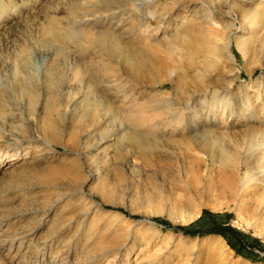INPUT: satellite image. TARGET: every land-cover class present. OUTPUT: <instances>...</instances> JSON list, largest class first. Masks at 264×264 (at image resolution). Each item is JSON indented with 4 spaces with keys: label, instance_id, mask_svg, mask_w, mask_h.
Segmentation results:
<instances>
[{
    "label": "rangeland",
    "instance_id": "374dc122",
    "mask_svg": "<svg viewBox=\"0 0 264 264\" xmlns=\"http://www.w3.org/2000/svg\"><path fill=\"white\" fill-rule=\"evenodd\" d=\"M6 4L10 9L0 17V156L5 146L18 148L20 159L0 168V264L22 259L23 264H264V251L246 247L239 254L221 234L205 232L213 222L199 219L203 210L226 213L215 222H227L264 245V0H0V10ZM144 4L154 7L153 16L143 14ZM180 12L186 16L178 17ZM125 14L129 22L123 25L119 17ZM102 18L126 26L123 33L130 36L123 44L132 40L147 47L141 73L147 71L149 53L168 65L163 87L149 82L134 87L113 54L49 31L51 23L107 31L109 23L93 26ZM41 37L58 53L37 71L20 69L17 79L8 65L29 42L42 54L49 51ZM216 43L224 49L213 58L209 52ZM104 77L141 91L142 100L164 87L184 91L205 81L218 87L236 77L230 97L246 96L248 115L226 117L220 110L225 90L216 104L205 91L194 92L193 102L212 116L207 125H214L229 150L235 142L258 139L256 154L249 156L258 185L238 199L204 196L194 201V210L186 200L189 191L180 188L183 153L207 156L211 149L204 138L189 137L183 123L174 122L163 132L161 146L146 149L145 158L122 128L129 109L125 105L121 114L118 102L105 94ZM29 133L36 139L30 141ZM189 225L200 232L178 229ZM18 243L19 252L11 257L8 248ZM60 251L68 258L54 260Z\"/></svg>",
    "mask_w": 264,
    "mask_h": 264
},
{
    "label": "bare ground",
    "instance_id": "6f19581e",
    "mask_svg": "<svg viewBox=\"0 0 264 264\" xmlns=\"http://www.w3.org/2000/svg\"><path fill=\"white\" fill-rule=\"evenodd\" d=\"M142 7L145 9L144 12L142 11L144 15L146 16L154 15V7L153 8L149 7V5L147 4H144ZM9 9H10V5L8 6L6 4L2 6L0 10V17L4 15L5 12H7ZM128 16L126 14L125 16L124 15H121L120 17L118 16L119 19L122 18L123 21L125 20V23L123 22V25L129 22ZM185 16L186 14L184 12H180V16L178 17H185ZM106 23L110 24V28L106 29L107 31H105V29L104 30L96 29V31L89 32L88 29H83V28L79 29L78 27L73 26L74 24H69V26L59 25L60 28H57L58 23L57 24L51 23L49 27V31L52 33L55 30H57L59 32V35L61 33L62 36L68 38L69 40L78 39L80 42L84 43L83 45H89L94 47L97 46L99 49H104V52L106 51L108 54H110V56L113 54V56L118 60V62H120V66H122L121 68L122 71L132 81L131 84H135L134 87L136 86V84L137 85L143 83L146 84V82L155 84L157 87L160 88L162 85H165L168 65L161 63L162 61L159 62L158 59L155 60L153 56L150 55L149 53L150 58L148 57L149 61L146 67L147 71L143 70L144 73H141V59H142L141 56L145 50L147 51V47L143 48L144 46L143 47L139 46L140 44L139 45L136 43L134 44V41L132 40L130 42L133 43L123 44L122 42H124V40L122 39L130 36L129 35L130 33L129 34L123 33L124 31L123 29L126 26L123 28V25H121L120 22H117L114 19H110V21L107 22V19L104 20V18H102L98 20L95 24H93V26L101 27L103 26V24ZM119 29H121V32L115 33L116 32L115 30H119ZM139 40L141 41V38H139ZM41 41L43 43H46L50 48V50L46 51L45 54H42L41 50L36 45H33L29 42V44L23 46L21 52H19V54L15 56L16 59L14 60V62L11 63V65H8L10 73L13 76L17 77V79L19 78L18 73L20 72V69L22 71L23 70L27 71L28 69H31L32 71L34 70L37 71L38 68H41L47 62V60L50 59L51 54L58 53L57 49H55L56 46L54 44H49L48 41L43 37H41ZM220 49H224V46L223 47L217 46L216 43L210 47L209 54L213 58H218L220 53L223 52V51L220 52ZM239 49L242 52V54H245V49L241 44L239 46ZM147 53L144 54L148 56ZM94 61H95L94 63L92 62L91 63L98 65L101 63L102 60L101 61L94 60ZM102 64H104V61ZM213 64L214 63L212 62L207 63L205 65L206 67L204 68V70L210 69L213 66ZM98 68L99 67L96 66L94 68V71L95 69L99 70ZM228 71H232V69ZM92 77L95 76H93L92 74ZM235 78L236 77L234 78L232 77L228 80L223 81L222 84L217 85L218 87H215L216 85L210 86V83L205 80L204 83H197L195 85H190L184 91H180L178 87L177 88L178 90L172 92L169 90L168 87H164V90H158L155 93L152 91L153 94L151 95V97L150 95H148L147 97L144 96L146 98H143V100L138 98L141 95V91L136 89L131 91L130 90L132 88L131 86H130L131 88L127 86L129 89L125 86H120L123 82L119 81L114 77L106 78L105 80L103 79L104 81L103 89L105 91V94H107L106 92H108L112 97V99L118 102L117 103L118 105L117 104L116 105L122 108V109L120 108V111L122 112L121 114L124 113L123 111L125 108L123 107H125V105L129 109L128 113L123 114L124 116H123L122 124L124 123V125L122 126V128H126L127 131L129 132L127 137L130 141H132L139 149L141 148L144 149L143 155L145 158L147 157V154L145 152L146 149L150 150L161 146L160 143L163 141V137H164L163 132L169 131L171 126L174 124V122H176V124L182 122L183 128L187 129V132L189 133V137L196 138V136L197 137L202 136L204 138L205 140L204 144H208V146L211 149L210 153L207 156L198 155L196 152H194V150H192L191 152L186 151L183 153L184 156L183 159L185 161V163L184 162L183 163L185 164V167L183 166L184 168H181L182 169L181 176L184 178V183L180 185V188L189 191V195H186V200L191 205L194 204V201L201 200L202 197L204 196H219L223 198L232 197L233 199L244 197L245 194H248L247 192L251 190L249 187L255 188L260 181V177H258L257 176L258 174H256L257 170L255 171V165H251V160L249 157L252 154H256L255 152L256 148L254 146L258 144L257 142L258 139L254 140L250 144L247 142L248 140L240 143L235 142L234 150L233 151L229 150L225 140L214 129L213 127L214 125L212 123H209V125H207L208 123L207 119L211 121L212 116L210 117L207 115L206 117L203 114L202 108H199V105L198 107H195L197 106V103L193 102L194 92L205 91L209 93L208 96L210 102L212 104L214 103L216 104L215 97H217L220 90H225V94L228 97L225 100L220 101V106H221L220 110L221 111L226 110L227 113L226 117H232L234 115L241 117L244 115H248L249 112V111L247 112L248 101L246 102V96H242V97L238 96L239 98L238 97L236 98V96L233 98L230 97L231 95H235L232 91L230 92V88H229L230 85L232 84V81L235 80ZM131 98L134 100L135 99H140V100L139 101L137 100L136 104L127 105L126 102H128L129 99ZM238 99L241 100V102L238 101ZM134 100L132 101V103H134ZM106 102L108 101L106 100ZM191 106L194 107L196 110L197 109L199 110L196 111L193 108L192 110H188L187 113H185V109L190 108ZM237 106L238 108H240L241 113L237 112L238 111L236 109ZM110 108L111 107L109 105L105 107L106 111H109ZM114 113L115 112H113V114ZM118 113L119 112H117V114ZM4 121H6V119H4ZM200 121L205 122V125L204 126L202 125V127L200 126L196 127V124H198V122ZM117 122L120 121L118 120ZM5 124H8V122ZM26 136H29L30 141L36 139V136L33 135V133L32 134L29 133ZM1 147L4 148V150L3 149L2 150L3 152L5 151L4 152L5 154L3 156H0V168L10 166L14 164L15 161L20 159V152H19L20 150L18 148H10V147L5 148V146H1ZM9 151L11 152L9 153ZM240 154L242 155L243 158L241 162H239V158H238L239 157L238 155ZM207 157H209L210 159V162L208 164H206ZM262 157H263L262 159H264L263 155ZM215 160L217 161V165L214 164ZM186 168H187V173L184 172ZM239 186L243 187L241 192H238ZM72 194L74 195L81 194L84 196V192L82 190L80 191L74 190ZM196 207H197L196 205H193L194 210H196ZM141 221L143 220H138L137 222H141ZM151 223L153 224V222ZM1 225L2 224H0V233L2 230ZM12 242L13 241H11V243ZM19 247H20L19 243L15 245L12 244L9 246L8 251L11 257H14L19 252ZM57 257L59 259L68 258V253L61 252L58 256L57 255L55 256L54 260L57 259ZM19 262L20 264H23L24 260L23 259L19 260Z\"/></svg>",
    "mask_w": 264,
    "mask_h": 264
},
{
    "label": "trees",
    "instance_id": "16d2710c",
    "mask_svg": "<svg viewBox=\"0 0 264 264\" xmlns=\"http://www.w3.org/2000/svg\"><path fill=\"white\" fill-rule=\"evenodd\" d=\"M221 216L226 217V213H213L208 210H203L199 218L200 221L204 218H207L211 222H213V226L211 227V229L205 232H215L221 234L226 239L227 243L239 254H242L244 248L246 247L257 248L260 251H264V245L257 237L247 235L242 231L231 227L230 225H224L227 222L222 224L216 223V220ZM178 229H182L184 232L190 234L200 232L199 229H192V225L179 227ZM246 254L249 256V253Z\"/></svg>",
    "mask_w": 264,
    "mask_h": 264
}]
</instances>
